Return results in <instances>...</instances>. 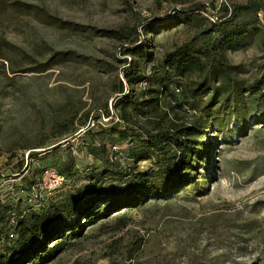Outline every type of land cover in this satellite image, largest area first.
Here are the masks:
<instances>
[{"label":"rangeland","instance_id":"1","mask_svg":"<svg viewBox=\"0 0 264 264\" xmlns=\"http://www.w3.org/2000/svg\"><path fill=\"white\" fill-rule=\"evenodd\" d=\"M14 1L0 0V38L17 71L0 63V233L17 227L22 212L35 215L77 195L101 198L27 264H264V100L250 97L264 84V0H17L29 13L13 9ZM121 29H139L148 53L135 65L141 78L126 87L147 100L141 122L202 146L183 179L141 186L124 204L108 205L125 172L155 169L150 160H128V141L109 130L130 58L124 42L99 32ZM237 29L243 39L223 51L199 48ZM57 53L65 59L34 71ZM185 53L199 61L174 73ZM220 54L236 69L215 80L216 93L196 94ZM196 121L206 129L200 139L188 128ZM98 139L105 149L93 154ZM49 168L65 175L62 184L42 178Z\"/></svg>","mask_w":264,"mask_h":264},{"label":"trees","instance_id":"2","mask_svg":"<svg viewBox=\"0 0 264 264\" xmlns=\"http://www.w3.org/2000/svg\"><path fill=\"white\" fill-rule=\"evenodd\" d=\"M11 7H13V9L23 8V11L29 13V7L17 0L13 2ZM225 12L227 13V11ZM157 29L158 27L151 26L148 30L151 31ZM99 33L105 38L107 37L118 42H124L126 51L124 53L130 58L129 61L127 59L124 60V63L126 64L123 73L125 80L122 81V83H119V87L116 91L118 100L113 106L118 121L117 123L111 124L109 130L111 132L114 130L113 133L118 134L119 140L128 141L127 144L130 145L126 151L128 160H131L134 163L150 160L155 165L154 170L140 172L139 174L125 172V175L122 176L126 180L123 189L118 192L115 191L110 193L111 195L109 194L110 196L108 197V205H110L111 202L116 205H122L124 204L122 199L128 196V193L137 192L138 190L140 191L141 186H144L145 188L147 187V189L152 188L153 190H156L162 185L167 186L166 181H177L178 177L183 179V174L193 169V161L199 157V149L200 146H202V143L199 142L198 139L195 140L193 138H185L181 140L179 135L170 129L162 130L156 127H148L141 122L142 119H147V100H144L139 96L137 97L129 88L126 89V87L133 85V83L136 81L138 82L141 78L137 73V68H135L137 60L148 56L139 29H136L133 34L124 29H121V31L106 30L100 31ZM243 36L244 31L242 29L224 32L223 36L218 41H214L211 45L204 43L199 48L207 50L210 53L223 51L228 45L243 39ZM10 47L11 46L8 42L3 38H0V63H2V66L4 65V62L10 64V71L14 74L17 71L13 72L12 60L8 57V53L11 51ZM180 51L182 50L180 49ZM211 55L213 54L208 55V57ZM187 56H189L188 53L181 56V60L175 65L174 73H181L185 67H189L193 65L194 62L199 61H190ZM64 57L65 56L58 53L52 54L45 63H38L33 69L38 73H44L47 69H50L56 60L65 59ZM196 65L202 67L199 63ZM202 65L205 66L204 63H202ZM208 67L209 69L202 71L205 74L202 75L203 77L199 81L196 89V94L198 95L207 90L211 91L213 94L216 93L217 88L214 86L215 80L224 76H227L226 78H228L229 73L236 69V67L232 65H227L225 57L221 54L220 57H217V60ZM162 82L165 83L164 80ZM256 85L257 86H252L254 88H252L250 92V97L256 95L257 97L254 101L259 103L261 100H264V84L260 80ZM260 85L263 86L260 87ZM168 89L170 90V87L166 86L165 91L168 92ZM240 91H242V88L240 89L237 87L231 91V94L234 93L233 96H239ZM199 122L200 121L194 122L193 125L188 128L191 130L190 134L195 133L200 139L206 129L203 122ZM101 131L104 132L105 130L102 129ZM86 133L88 136L94 137V133L92 134L91 131L88 130ZM91 146L95 147L93 154L96 152V147L99 149L100 153L104 152L105 145L99 139L94 140L91 143ZM182 166H184V171L179 173ZM51 170L58 175L65 177V175L58 173L55 169L51 168ZM19 171H21V173L24 172L22 168L19 169ZM45 171L46 170L42 171L41 176ZM40 181L41 178L37 182ZM37 182H35L34 185L37 186ZM34 185L27 187V191H31ZM100 199V195L97 192L85 199H83L82 195H77L66 198L65 201L59 203V205L51 207L47 211H41L35 215L26 216L25 213H20L14 219V224H16L17 227L14 229L12 228L10 232L5 233L4 235L0 233V244L2 239L4 240L2 242H6L3 248L0 249V264H27L32 259H36L40 255H43L46 250L45 244L47 241L58 235L66 227H73L71 226L73 222L70 220L74 217L89 216L92 210L96 208V203H99ZM3 220V216L0 215V223L3 222ZM14 237H16L15 243L8 244L6 240Z\"/></svg>","mask_w":264,"mask_h":264},{"label":"built area","instance_id":"3","mask_svg":"<svg viewBox=\"0 0 264 264\" xmlns=\"http://www.w3.org/2000/svg\"><path fill=\"white\" fill-rule=\"evenodd\" d=\"M118 120V119H117ZM94 121H91V122H88L87 123V127H86V129H89V128H93L94 127ZM44 175H48V176H50V177H52L53 178V180H52V182L53 183H57V184H62L63 182H64V180H65V177H62V176H60V175H58L57 173H55L53 170H51V169H49V170H46L44 173H43V176ZM43 176H42V178H43ZM45 177V176H44ZM45 179V178H44ZM44 183L45 182H43V180H42V182L39 184V185H44Z\"/></svg>","mask_w":264,"mask_h":264}]
</instances>
